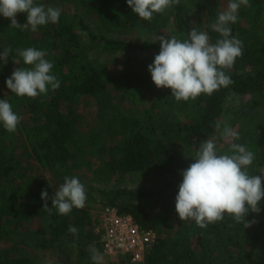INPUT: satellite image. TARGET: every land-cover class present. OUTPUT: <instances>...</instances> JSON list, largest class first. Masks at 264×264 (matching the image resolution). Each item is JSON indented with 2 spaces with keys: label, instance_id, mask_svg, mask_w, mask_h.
Wrapping results in <instances>:
<instances>
[{
  "label": "trees",
  "instance_id": "obj_1",
  "mask_svg": "<svg viewBox=\"0 0 264 264\" xmlns=\"http://www.w3.org/2000/svg\"><path fill=\"white\" fill-rule=\"evenodd\" d=\"M262 1L254 0L256 4ZM35 2L38 4L37 0ZM200 3V0L187 3L180 0L179 5L164 13H154L150 21L133 13L126 0H78L77 7L86 8L88 15H97L100 24L111 30L142 28L154 32L171 27L175 36L183 40L192 28L189 8ZM40 27L39 38H33L26 30L11 28L3 39V49L11 45L13 49L35 47L47 53L55 52L54 56L50 55L52 73L59 78L60 87L36 98L22 97V107L30 119L26 126L27 148L22 153L15 154L0 145V245L15 242L12 251L0 249V264H34L25 255H15V246L37 239V236L30 238L31 227L37 220L48 222L49 237L39 240L42 247L50 250L58 247L67 253L77 248L75 264H93L89 245L102 251L93 231L95 215L87 205L83 209L73 208L67 215L58 214L55 208L51 213L43 210L41 191L48 192L47 202L51 207L54 188L35 166L55 175L56 169L69 168L73 160L80 158L86 142L82 131L83 115L77 109L80 98L92 97L114 114L110 128L115 142L101 146L110 154L105 168L107 174H146L158 185L148 192L101 193L105 206L118 207L120 213L132 215L143 227L158 231L166 224L163 218L152 216L145 204L137 202L158 196L165 208L175 207V197L183 179L181 172L193 161L191 152L205 139L216 138L220 142L223 139L221 130L217 131L215 125L220 123L222 129L229 96L264 99V32L255 24H243L238 17V22L231 25L232 35L238 36L244 47L243 55L227 70L234 83L211 95L201 94L185 102L171 96L169 88L157 97L148 67L138 71L128 64L112 75L105 66L93 63L88 56L93 51L125 55L159 53L160 43L127 41L98 34L83 18L64 14L58 23ZM77 28L86 31L87 40L76 32ZM209 35L213 43L219 38L212 26ZM14 55L11 53L9 57ZM256 103L261 104V101L256 98ZM244 144L255 154L250 173L261 174L264 172V132L259 139L254 135ZM63 178H60L61 184ZM89 198H93V193H87V201ZM260 207L259 214L249 213L246 217V220L258 221L249 228L236 223L227 214L223 221L207 228H200L194 220L173 222L168 226L166 237L148 249L144 264H264V202ZM70 225L77 227V235L68 232ZM117 264L131 262L122 258Z\"/></svg>",
  "mask_w": 264,
  "mask_h": 264
},
{
  "label": "clouds",
  "instance_id": "obj_2",
  "mask_svg": "<svg viewBox=\"0 0 264 264\" xmlns=\"http://www.w3.org/2000/svg\"><path fill=\"white\" fill-rule=\"evenodd\" d=\"M132 12L143 20H151L154 13L180 4V0H126ZM241 6L251 7L249 0H228L226 9L217 13L212 25L219 38L213 43L207 31L193 26L186 39L159 35L156 41L160 50L148 65L151 79L157 88L171 89L177 101L195 100L201 94L211 95L220 88L234 83L227 70L232 69L237 58L243 55V41L232 35L231 25L238 22ZM62 10L46 7L35 0H0V15L10 19L11 28L37 31L39 26L58 23ZM26 14V23L20 24L17 15ZM11 53L14 68L6 79L7 88L18 97L36 98L60 87L59 78L52 73L53 62L46 59V50L35 47L16 48L11 45L0 52V61L6 65ZM18 57L20 59H18ZM21 59L24 66H21ZM23 117L18 115L8 99H0V124L9 133H15ZM217 131L221 124L216 123ZM221 136L228 143V152H222L215 139H205L191 157L193 162L182 170V182L175 197V210L181 221L194 220L200 228L221 222L225 214L236 223L249 228L258 223L246 220L249 213L259 214L264 202V172L251 174L255 154L243 144L236 143L239 133L224 124ZM231 153V154H229ZM50 186V185H49ZM43 210L51 213L55 208L60 215L71 213L73 208L83 209L87 201L86 186L77 176H65L63 183L50 197L41 191ZM68 232L77 235V227L70 225ZM88 252L93 264H104L103 253L89 245Z\"/></svg>",
  "mask_w": 264,
  "mask_h": 264
},
{
  "label": "rangeland",
  "instance_id": "obj_3",
  "mask_svg": "<svg viewBox=\"0 0 264 264\" xmlns=\"http://www.w3.org/2000/svg\"><path fill=\"white\" fill-rule=\"evenodd\" d=\"M187 3L188 0H182ZM201 3L195 7L193 5L189 8V17L191 19V25L200 28V30L207 31L209 34V28L215 23L217 14L219 11L226 9L228 0H200ZM38 4H44L46 7H58L62 10L61 14L68 16H78L83 18L87 25L98 34H105L107 36L116 38L120 37L127 41L135 42H153L156 41V36L169 35L175 36L173 28H168L162 31L151 32L142 28L129 29L124 31L122 29L115 28L111 30L105 25L100 24L99 18L94 13L92 15L87 14L86 8H79L78 0H37ZM251 7L241 6L238 12V17L241 18L243 24H255L257 29L260 28L264 32V0L260 4H256L254 0H249ZM17 20L20 24L26 23V14L20 13L17 15ZM10 19L4 18L0 15V52H2L3 44L5 41L4 34L11 30ZM42 28L39 26L37 31L33 32L31 29H26L30 32L33 38H39L41 36ZM259 30V29H258ZM78 34L82 36L83 40H87L86 31L81 28H77ZM52 52V53H51ZM48 52L46 59L53 62L50 55L54 56L55 52ZM158 52H142L131 55H125L123 53H110L93 51L89 53V60L93 63L105 66L108 69V73L115 75L126 65H131L138 71H142L144 67H148L154 61L155 55ZM20 65L14 64L12 57L8 58V63L5 65L3 61H0V99H8L13 106V110L23 117L22 121L18 125L15 133L7 132L2 124H0V145L9 151L15 152V154L22 153L23 149L27 148V129L29 125V113L22 107V97H18L12 94L6 86V77H9L14 68ZM22 66V61H21ZM67 69H65V72ZM155 95L160 97L165 88H157L154 86ZM51 91V89H49ZM256 98L261 101V104L256 103ZM78 111L83 115L84 125L83 134L84 151L80 158L73 160V163L69 168L56 169L55 175L50 170L42 169L37 166V172L45 176L56 191L59 187L61 176H77L80 181L86 186L87 193H93V198L86 201V205L90 212L95 215L97 220L101 210L105 207V200L100 195L101 193L111 194L113 192H120L123 190L128 191H151L153 188H157L154 180L150 175L146 174H126V175H108L105 171L110 154L101 149V146L115 142L113 132L110 128V122L114 117L112 111H106L104 106H101L98 101L92 97H82L78 102ZM134 109H137L136 106ZM103 116V117H102ZM105 117V118H104ZM227 123L239 133L240 139L235 141L236 143L244 144L245 140L259 139L260 135L264 132V99L261 97L252 96H238L231 95L226 101L225 113L222 118V129L224 124ZM221 129V132H222ZM220 138V137H219ZM217 147L227 153L229 149L228 143L222 139L220 142L216 139ZM191 152V156L194 155ZM192 159V158H191ZM193 162V161H192ZM59 176V177H58ZM1 184V182H0ZM2 188L0 187V192ZM162 193V192H160ZM157 197H150L149 199L137 202L138 204H145L152 216H161L163 223L158 232L159 241L166 237L168 233V226L173 222H180L181 220L176 213L175 207L165 208L163 204L158 201ZM86 206V207H87ZM118 208V207H117ZM95 220V222H96ZM48 222L37 220L32 227V233L30 238L37 236V239L26 241L15 246V255H25L32 259L34 264H75L78 255L77 248L71 252H65L60 248H54L53 250L45 249L42 247L40 241L46 240L49 237ZM176 229V227H175ZM37 232V233H35ZM40 240V241H39ZM14 243L7 242L0 245V249H7L12 251ZM15 256L14 254H11ZM16 257V256H15ZM122 258H110L104 256V264L119 263Z\"/></svg>",
  "mask_w": 264,
  "mask_h": 264
},
{
  "label": "built area",
  "instance_id": "obj_4",
  "mask_svg": "<svg viewBox=\"0 0 264 264\" xmlns=\"http://www.w3.org/2000/svg\"><path fill=\"white\" fill-rule=\"evenodd\" d=\"M93 231L105 257L127 258L131 264H144L148 249L159 241L155 229L143 227L115 206L101 210Z\"/></svg>",
  "mask_w": 264,
  "mask_h": 264
}]
</instances>
